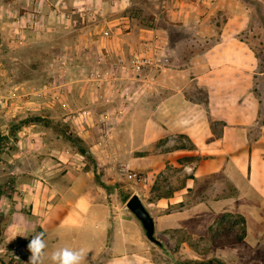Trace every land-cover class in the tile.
<instances>
[{"label":"rangeland","instance_id":"rangeland-1","mask_svg":"<svg viewBox=\"0 0 264 264\" xmlns=\"http://www.w3.org/2000/svg\"><path fill=\"white\" fill-rule=\"evenodd\" d=\"M226 31L251 46L264 71V8L255 0H0V264H27V244L41 232L5 240L12 214L30 213L23 201L81 172L92 186V141L106 138L121 115L106 105L122 106L124 89L141 76L182 68ZM144 47L159 62L136 73L131 60ZM129 197L123 189H103L109 226L96 234L110 241L118 228L142 250L128 260L120 253L93 254L92 264H240L244 258L217 251L230 245L224 241L239 233L241 219L223 216L206 238L188 241L189 249L155 233L161 251L139 227L136 233L127 226L134 219L125 209ZM52 246L48 242V250ZM252 257L255 263L264 254Z\"/></svg>","mask_w":264,"mask_h":264},{"label":"crops","instance_id":"crops-1","mask_svg":"<svg viewBox=\"0 0 264 264\" xmlns=\"http://www.w3.org/2000/svg\"><path fill=\"white\" fill-rule=\"evenodd\" d=\"M255 1L264 8V0ZM103 44L110 46L107 40ZM258 66L251 46L226 31L182 68L141 76L135 87L124 89L127 99L120 108L106 105V111L120 109L121 115L115 122L107 117L112 131L92 141V186L81 172L64 177L44 196L23 201L30 213L12 214L5 240L40 230L52 249L66 244L89 250L86 264L93 263V254L127 258L142 250L139 241L118 228L110 241L96 234L109 226L103 189H123L140 198L155 233L187 249L188 241L206 238L223 216H239L242 241L218 254L241 253L240 264H264L263 257L251 262L252 255L264 254V98L259 95L264 71ZM92 91L98 92L96 85ZM130 172L146 182L135 183ZM127 226L142 230L135 218Z\"/></svg>","mask_w":264,"mask_h":264},{"label":"clouds","instance_id":"clouds-1","mask_svg":"<svg viewBox=\"0 0 264 264\" xmlns=\"http://www.w3.org/2000/svg\"><path fill=\"white\" fill-rule=\"evenodd\" d=\"M17 235L28 237L24 232ZM27 250L30 253L27 264H86L89 253V250L83 247L74 248L66 244L48 250V242L43 231L31 236Z\"/></svg>","mask_w":264,"mask_h":264},{"label":"water","instance_id":"water-1","mask_svg":"<svg viewBox=\"0 0 264 264\" xmlns=\"http://www.w3.org/2000/svg\"><path fill=\"white\" fill-rule=\"evenodd\" d=\"M125 209L139 222L145 239L164 251V247L155 237L154 221L137 195H132L125 203Z\"/></svg>","mask_w":264,"mask_h":264},{"label":"built area","instance_id":"built-area-1","mask_svg":"<svg viewBox=\"0 0 264 264\" xmlns=\"http://www.w3.org/2000/svg\"><path fill=\"white\" fill-rule=\"evenodd\" d=\"M154 62H159V57L154 58L149 56L148 50L144 47L137 54H135L131 60V68L134 72L139 73L144 67L151 66ZM130 178L135 181V183H145L146 177L139 173L130 172Z\"/></svg>","mask_w":264,"mask_h":264},{"label":"trees","instance_id":"trees-1","mask_svg":"<svg viewBox=\"0 0 264 264\" xmlns=\"http://www.w3.org/2000/svg\"><path fill=\"white\" fill-rule=\"evenodd\" d=\"M34 120H38V118H36V119H34ZM73 136V135H72ZM69 133L67 134V137H68V139H70L71 141H80V139H78V138H74V137H72ZM81 156H85V157H88L89 158V155H88V153H87V151H85V149L83 148V147H79V149H78V151H77ZM102 186H104L103 184H101ZM224 217H226V216H224ZM235 218H238V219H240V217L239 216H235ZM220 220H221V218L219 219V220H217L216 222H215V224H217V223H220ZM238 230H239V233H236V234H234V235H231V237L229 238V239H226L225 241H224V243H228V244H232V243H237V242H241L242 241V239H243V237H244V231H243V221L241 220V222H240V226H238Z\"/></svg>","mask_w":264,"mask_h":264}]
</instances>
